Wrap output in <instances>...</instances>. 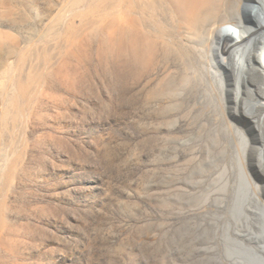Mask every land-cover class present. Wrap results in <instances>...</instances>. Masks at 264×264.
Instances as JSON below:
<instances>
[{"label": "rangeland", "instance_id": "1", "mask_svg": "<svg viewBox=\"0 0 264 264\" xmlns=\"http://www.w3.org/2000/svg\"><path fill=\"white\" fill-rule=\"evenodd\" d=\"M150 1L0 0V264L264 259L220 60L238 19L171 38Z\"/></svg>", "mask_w": 264, "mask_h": 264}, {"label": "bare ground", "instance_id": "2", "mask_svg": "<svg viewBox=\"0 0 264 264\" xmlns=\"http://www.w3.org/2000/svg\"><path fill=\"white\" fill-rule=\"evenodd\" d=\"M247 0H151L148 9L153 13V24L167 36L175 38L178 30L186 26L189 34L198 35L200 26L206 24L222 10L228 17L236 15L238 21L227 32L220 42V60L229 56L230 66L233 67L232 78L227 86L228 97L235 105L233 119L238 126L247 133L238 132L236 143V157L240 169L241 184H244L248 193L255 187L253 200L256 213L259 216V233H250L249 238L264 241V182L257 183V176L263 178L264 164V18L255 19L252 24L246 20ZM264 4V0H261ZM230 2H233L231 5ZM232 8V9H231ZM161 10L166 14L165 22L160 21L155 14ZM250 12V11H249ZM129 21V20H128ZM140 25L139 21H132ZM219 28L230 25V21ZM216 26V25H215ZM220 26V25H219ZM251 75V77H250ZM233 123V122H232ZM234 124V123H233ZM250 136V139L248 137ZM261 163L259 166L257 160ZM264 181V180H263ZM256 184V186H255ZM250 197H248V202ZM264 251V246L260 250ZM248 249V253H249ZM252 264H264V259L256 252L249 253Z\"/></svg>", "mask_w": 264, "mask_h": 264}]
</instances>
